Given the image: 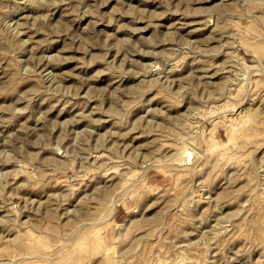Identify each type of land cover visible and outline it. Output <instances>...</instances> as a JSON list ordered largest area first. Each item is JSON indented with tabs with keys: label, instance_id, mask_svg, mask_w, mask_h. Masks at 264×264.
Masks as SVG:
<instances>
[{
	"label": "rangeland",
	"instance_id": "obj_1",
	"mask_svg": "<svg viewBox=\"0 0 264 264\" xmlns=\"http://www.w3.org/2000/svg\"><path fill=\"white\" fill-rule=\"evenodd\" d=\"M0 264H264V0H0Z\"/></svg>",
	"mask_w": 264,
	"mask_h": 264
},
{
	"label": "bare ground",
	"instance_id": "obj_2",
	"mask_svg": "<svg viewBox=\"0 0 264 264\" xmlns=\"http://www.w3.org/2000/svg\"><path fill=\"white\" fill-rule=\"evenodd\" d=\"M159 161V160H158ZM154 162V161H153ZM161 162V161H160ZM159 164V162H156ZM121 203V200L119 199H115L113 202H112V206H111V212L115 213L116 211V207H117V204ZM258 204V203H257ZM261 204V203H260ZM263 204V203H262ZM133 210H136V209H133ZM258 210V209H257ZM254 213V212H253ZM258 214V213H257ZM256 215V214H255ZM260 215V214H259ZM258 215V217H259ZM263 216V215H262ZM253 217V216H252ZM256 218V217H255ZM239 235V234H238ZM103 248V247H102ZM104 248H107V247H104ZM114 263V262H113Z\"/></svg>",
	"mask_w": 264,
	"mask_h": 264
}]
</instances>
